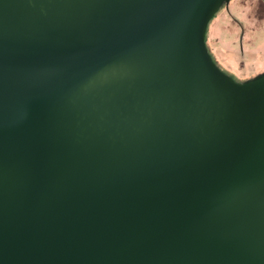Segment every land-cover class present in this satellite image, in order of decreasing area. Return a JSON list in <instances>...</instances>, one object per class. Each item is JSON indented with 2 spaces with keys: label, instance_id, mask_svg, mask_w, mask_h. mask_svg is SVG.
<instances>
[{
  "label": "water",
  "instance_id": "95a60500",
  "mask_svg": "<svg viewBox=\"0 0 264 264\" xmlns=\"http://www.w3.org/2000/svg\"><path fill=\"white\" fill-rule=\"evenodd\" d=\"M227 0H0V264H264V73L212 60Z\"/></svg>",
  "mask_w": 264,
  "mask_h": 264
},
{
  "label": "rangeland",
  "instance_id": "374dc122",
  "mask_svg": "<svg viewBox=\"0 0 264 264\" xmlns=\"http://www.w3.org/2000/svg\"><path fill=\"white\" fill-rule=\"evenodd\" d=\"M241 25V27L239 26ZM205 44L211 57L237 79L264 66V1L230 0L207 21ZM222 70V69H221Z\"/></svg>",
  "mask_w": 264,
  "mask_h": 264
},
{
  "label": "flooded vegetation",
  "instance_id": "af4514ba",
  "mask_svg": "<svg viewBox=\"0 0 264 264\" xmlns=\"http://www.w3.org/2000/svg\"><path fill=\"white\" fill-rule=\"evenodd\" d=\"M229 1H230V0H227L226 2L224 1V2L221 3V4L225 7L226 10L228 9ZM263 1H264V0H263ZM220 6H221V5H220ZM239 26L241 27V25H239ZM211 58H212V60L214 61V63H215L220 69H222L223 72L227 73V74L230 75L235 81H238V82H242V81L248 80V79H250V78H253V77H255V76H258V75L264 73V66H263V67L260 69V71H258V72H256V73L252 74L251 76H248V77H246V78H242V79H237V78L233 77L230 73H228L227 71H225V69L222 68V67H226V68H227V67H228L227 64H223L224 62H221V63L219 64V63H217V62L213 59V57H211Z\"/></svg>",
  "mask_w": 264,
  "mask_h": 264
}]
</instances>
